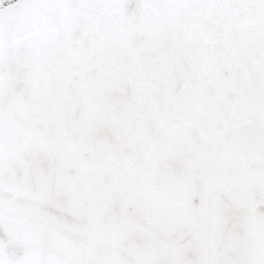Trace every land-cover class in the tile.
<instances>
[{"label":"snow or ice","instance_id":"obj_1","mask_svg":"<svg viewBox=\"0 0 264 264\" xmlns=\"http://www.w3.org/2000/svg\"><path fill=\"white\" fill-rule=\"evenodd\" d=\"M0 264H264V0H0Z\"/></svg>","mask_w":264,"mask_h":264}]
</instances>
